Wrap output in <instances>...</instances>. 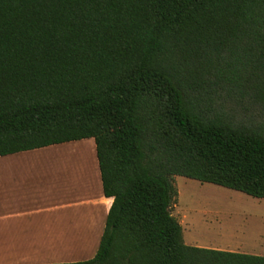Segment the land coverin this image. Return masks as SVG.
Masks as SVG:
<instances>
[{"label": "trees", "instance_id": "1", "mask_svg": "<svg viewBox=\"0 0 264 264\" xmlns=\"http://www.w3.org/2000/svg\"><path fill=\"white\" fill-rule=\"evenodd\" d=\"M88 138L113 201L75 264H264L171 213L175 177L264 199V0H0V156Z\"/></svg>", "mask_w": 264, "mask_h": 264}, {"label": "crops", "instance_id": "2", "mask_svg": "<svg viewBox=\"0 0 264 264\" xmlns=\"http://www.w3.org/2000/svg\"><path fill=\"white\" fill-rule=\"evenodd\" d=\"M112 201L92 138L0 156V264L92 259Z\"/></svg>", "mask_w": 264, "mask_h": 264}, {"label": "rangeland", "instance_id": "3", "mask_svg": "<svg viewBox=\"0 0 264 264\" xmlns=\"http://www.w3.org/2000/svg\"><path fill=\"white\" fill-rule=\"evenodd\" d=\"M174 185L171 213L185 244L243 253L264 249V199L184 177H175Z\"/></svg>", "mask_w": 264, "mask_h": 264}]
</instances>
